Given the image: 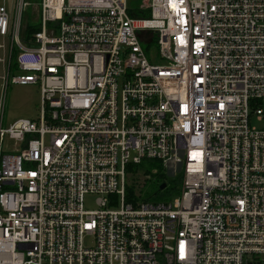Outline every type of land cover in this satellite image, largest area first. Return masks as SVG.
I'll use <instances>...</instances> for the list:
<instances>
[{"label": "built area", "instance_id": "2783aa9c", "mask_svg": "<svg viewBox=\"0 0 264 264\" xmlns=\"http://www.w3.org/2000/svg\"><path fill=\"white\" fill-rule=\"evenodd\" d=\"M131 1L40 0L25 41L0 0V264H264V0ZM9 83L38 121L2 128ZM150 162L169 203L127 198Z\"/></svg>", "mask_w": 264, "mask_h": 264}, {"label": "rangeland", "instance_id": "374dc122", "mask_svg": "<svg viewBox=\"0 0 264 264\" xmlns=\"http://www.w3.org/2000/svg\"><path fill=\"white\" fill-rule=\"evenodd\" d=\"M139 1V0H138ZM39 3L40 0H26V7L24 10L22 28H21V38L24 39L27 33V25L29 26H38L39 23ZM131 4H136L134 0L131 1ZM129 5V6H130ZM133 6V5H131ZM0 45H4L5 50L3 52L0 49V60L6 57L9 49V40L8 38L0 37ZM143 50L146 55L149 57L150 53H157L158 46L156 40L149 45V50L146 48V45H142ZM15 50H13L11 54L10 61V73L9 79L13 75H17V71L15 70ZM5 77V73L3 71L2 65L0 64V93L3 91V81L1 80ZM39 87L38 85H17L9 83L6 87V101H5V110L4 117L2 121V128H8L12 124L20 120H32L38 121L39 118ZM252 125L255 126V120L252 121ZM15 148V143L9 141L7 138L5 139L2 151L4 153H10L12 149ZM20 149V147L18 146ZM149 164H145V167ZM162 171H159L158 168H154L150 175H146L142 172H138L135 176V181H132V177L128 176L129 184H133L137 182L135 186H137V191L140 192L143 199L148 200V202H156V203H169L174 198L179 195V189L181 184V174H170L169 172H165L162 168ZM161 172L164 173L166 178L168 179V185L166 190H162L161 193H157L158 188L161 184L165 182L157 181L156 175ZM146 176H149L147 178ZM180 177V179H179ZM97 196L95 195H86L84 197V207L85 210L94 211L97 209L96 206Z\"/></svg>", "mask_w": 264, "mask_h": 264}, {"label": "trees", "instance_id": "16d2710c", "mask_svg": "<svg viewBox=\"0 0 264 264\" xmlns=\"http://www.w3.org/2000/svg\"><path fill=\"white\" fill-rule=\"evenodd\" d=\"M138 16V15H137ZM38 30L37 26H29L27 25V33H26V36L24 38L25 41H27V39L30 38V36L35 33L36 31ZM14 67H15V70H17L16 68V65L14 63ZM149 165L145 167V164H142V165H139V166H129L127 171H128V176L132 177V181H135V176L138 172H142L146 175H150L151 172L153 171V169L156 167L159 169V171H162V165L159 164V163H156V162H150L148 163ZM157 181L159 182H165L166 181V187L164 190L167 189V185H168V179L166 178V176L164 175V173H161L159 172L157 175ZM180 179V177H179ZM130 182V181H129ZM136 183L137 182H134L133 184H129V186L127 187V198L128 200H131L132 196H133V193H134V189L136 188ZM160 187V186H159ZM162 191L159 190L158 188V191L157 193H161ZM141 196V195H140ZM146 200V199H145Z\"/></svg>", "mask_w": 264, "mask_h": 264}, {"label": "water", "instance_id": "95a60500", "mask_svg": "<svg viewBox=\"0 0 264 264\" xmlns=\"http://www.w3.org/2000/svg\"><path fill=\"white\" fill-rule=\"evenodd\" d=\"M165 187H166V184H165V183H163V184H161V185H160V187H159V190H160V191H162V190H164V189H165Z\"/></svg>", "mask_w": 264, "mask_h": 264}, {"label": "crops", "instance_id": "0c3cea01", "mask_svg": "<svg viewBox=\"0 0 264 264\" xmlns=\"http://www.w3.org/2000/svg\"><path fill=\"white\" fill-rule=\"evenodd\" d=\"M8 53H9V49H8ZM8 53H7V59H8ZM5 58H6V57H5ZM7 59H6V60H7Z\"/></svg>", "mask_w": 264, "mask_h": 264}]
</instances>
